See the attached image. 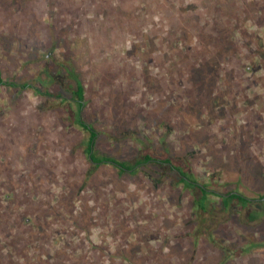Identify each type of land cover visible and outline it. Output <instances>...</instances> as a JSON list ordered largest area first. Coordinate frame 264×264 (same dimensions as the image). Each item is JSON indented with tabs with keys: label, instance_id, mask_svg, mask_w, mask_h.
Here are the masks:
<instances>
[{
	"label": "rangeland",
	"instance_id": "374dc122",
	"mask_svg": "<svg viewBox=\"0 0 264 264\" xmlns=\"http://www.w3.org/2000/svg\"><path fill=\"white\" fill-rule=\"evenodd\" d=\"M68 70L97 155L150 148L264 217V0H0L3 78L72 99ZM70 106L0 86V264H264V251L224 261L175 174L94 168ZM217 226L230 255L264 241L239 207Z\"/></svg>",
	"mask_w": 264,
	"mask_h": 264
},
{
	"label": "trees",
	"instance_id": "16d2710c",
	"mask_svg": "<svg viewBox=\"0 0 264 264\" xmlns=\"http://www.w3.org/2000/svg\"><path fill=\"white\" fill-rule=\"evenodd\" d=\"M49 74V72H46ZM68 77L73 81V83L62 84V74L57 75L56 81L52 80L53 83H61L65 90L70 92L72 99H64L62 93H51L49 90H42L40 86H37L34 81L24 80V81H10L3 78L0 71V86L7 87L11 89H16L19 91L31 90L35 94L52 97L57 99H62L63 101H70V107L72 105H77V110L73 111L70 108V118L72 122L81 130L88 133L89 138L87 141V153L89 155V160L93 164L94 168L100 167L102 164H112L116 166L121 173L130 172L136 174L143 166L157 165L165 172H171L174 175V179L181 184L185 185V188L191 191L195 196V205L199 215V224L202 230L207 231V238L219 247H222L226 251L225 260L230 259L234 256H245L251 255L253 253L264 251V241H258L257 237L253 236L247 239L244 246L238 247L230 255L228 248L225 245L218 244V240L213 234V230L218 228L217 223H225L232 215L234 207L240 208V220L243 225L250 227H257L260 223L264 221V217L258 215L259 211H254L252 206L254 201L244 196L240 192L234 193L233 191L227 194H219L215 191L209 189L206 184H201L197 179H195L192 174L187 170L181 162L175 161L170 157H159L152 153L150 148H146L140 152V155L129 161L122 162L118 161L113 157L106 155L99 156L94 151L97 138L99 137V132L92 124L88 123L83 117V109L85 106V88L82 81L79 79V75L73 71L68 70ZM44 84L45 82H41ZM183 166V167H182ZM217 194L222 200V206L220 208H215L210 198L212 195ZM264 202V196L261 197ZM216 214V215H215ZM221 216L219 219L215 216ZM214 217V218H213ZM212 222V223H211ZM215 224V225H214ZM200 232L197 235L200 236ZM202 235V234H201Z\"/></svg>",
	"mask_w": 264,
	"mask_h": 264
}]
</instances>
